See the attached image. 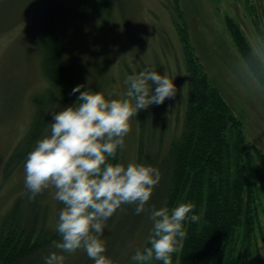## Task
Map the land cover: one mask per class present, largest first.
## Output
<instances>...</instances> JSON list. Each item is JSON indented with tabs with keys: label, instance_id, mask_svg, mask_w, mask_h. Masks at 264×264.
Segmentation results:
<instances>
[{
	"label": "rangeland",
	"instance_id": "rangeland-1",
	"mask_svg": "<svg viewBox=\"0 0 264 264\" xmlns=\"http://www.w3.org/2000/svg\"><path fill=\"white\" fill-rule=\"evenodd\" d=\"M252 1L264 30V0ZM56 2L64 56L78 85L103 93L111 100L127 98L125 79L129 71L139 74L147 68L161 75L167 73L174 79L175 97L146 109L142 133L138 114L130 120L131 130L124 138L121 153L120 164L125 167L135 163L160 170V183L146 204L148 209L152 206L159 209V196L166 185L168 170L160 160L181 130L187 100L181 43L167 7L173 1ZM178 4L190 41L210 81L221 90L232 112L242 121L247 140L264 152V90L250 74L224 24L225 15L233 17L254 51L264 58L244 0H178ZM39 6L37 0H0V222L19 200L22 219L28 223L35 220L34 236L45 230L56 231L64 205L54 198L53 187L29 200L24 185L27 155L17 166H7L6 162L29 128L32 97L47 85L41 71L37 37L41 24ZM152 89L154 92L155 85ZM72 105L73 102L61 100L53 114ZM50 124L38 140L50 135ZM152 227L149 212L137 215L134 205H122L106 221L100 237L106 247L103 255L113 264L131 263L136 251L143 249ZM61 240L62 237L53 241ZM52 242L21 264H44V257L51 252L65 255V264H94L83 249L73 254L60 253ZM257 244L258 255L248 264H264V195Z\"/></svg>",
	"mask_w": 264,
	"mask_h": 264
},
{
	"label": "trees",
	"instance_id": "trees-1",
	"mask_svg": "<svg viewBox=\"0 0 264 264\" xmlns=\"http://www.w3.org/2000/svg\"><path fill=\"white\" fill-rule=\"evenodd\" d=\"M37 1L41 13L37 36L40 66L47 85L32 97L29 128L7 158L6 165L13 167L33 149L51 123L58 103L65 100L74 105L80 95L79 92L71 94L78 83L64 56L58 3L56 0ZM172 1L167 7L181 43L187 100L181 130L172 138L160 160L168 170L158 208L166 204L171 211L181 203H192L195 208L189 216H200L197 222L190 219L182 222L186 237L180 251L171 255L172 264H248L258 255L264 152L247 140L242 121L232 112L221 90L210 81L190 41L178 0ZM244 2L260 50L264 52V30L257 8L252 0ZM224 24L250 74L264 90V58L254 51L233 17L225 15ZM129 75L133 73L129 71ZM85 90L88 89H80ZM137 114L142 133L147 110ZM121 153L118 147L116 157L107 162L120 164ZM34 221L28 223L22 219L17 200L0 222V264H21L61 237L57 231L49 230L34 236ZM148 238L149 235L141 252L151 247ZM146 264H163V261L153 257Z\"/></svg>",
	"mask_w": 264,
	"mask_h": 264
},
{
	"label": "clouds",
	"instance_id": "clouds-1",
	"mask_svg": "<svg viewBox=\"0 0 264 264\" xmlns=\"http://www.w3.org/2000/svg\"><path fill=\"white\" fill-rule=\"evenodd\" d=\"M167 73L143 69L125 79V99L105 98L100 92L80 91L77 103L52 114L50 135L37 140L24 163V185L29 200L53 187L54 198L64 207L59 213L56 231L61 241L52 246L60 253L73 254L83 249L94 264H113L103 255L105 242L100 238L106 221L122 205H134L135 214L149 212L153 222L147 247L132 256L135 264H146L155 258L172 264L171 255L180 251L186 232L183 221L197 222L195 205L181 203L170 209L162 206L146 208L161 172L151 165L108 163L115 158L117 148H124V138L130 132V120L151 105H161L174 98L176 86ZM151 82V83H149ZM152 85H155L153 92ZM109 95H112L109 93ZM65 255L51 252L44 264H65Z\"/></svg>",
	"mask_w": 264,
	"mask_h": 264
}]
</instances>
